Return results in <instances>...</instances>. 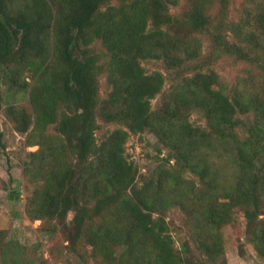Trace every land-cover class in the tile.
I'll return each instance as SVG.
<instances>
[{"label": "trees", "instance_id": "trees-1", "mask_svg": "<svg viewBox=\"0 0 264 264\" xmlns=\"http://www.w3.org/2000/svg\"><path fill=\"white\" fill-rule=\"evenodd\" d=\"M208 2L190 0L176 14L180 0H0V108L3 86L13 99L26 93L29 108L9 102L5 115L40 146L26 160L36 184L29 212L46 223L74 212L69 241L91 245L109 264H202L190 240L176 246L165 217L173 207L211 260L242 211L264 257V0H248L231 22L238 40L216 28ZM201 34L214 39L207 55ZM223 53L249 65L232 87L213 68ZM152 56L182 72L170 90L164 72L143 65ZM187 65L193 74H183ZM193 110L208 128L190 121ZM113 123L126 128L100 138ZM146 131L170 153L140 180L126 144ZM218 146L229 152L232 180L206 157ZM5 233L0 228V252L8 249ZM6 264H20L19 256Z\"/></svg>", "mask_w": 264, "mask_h": 264}, {"label": "rangeland", "instance_id": "rangeland-1", "mask_svg": "<svg viewBox=\"0 0 264 264\" xmlns=\"http://www.w3.org/2000/svg\"><path fill=\"white\" fill-rule=\"evenodd\" d=\"M190 0H180L177 6H172V12L182 14ZM248 0H209L208 12L215 20L216 28H220L230 40L237 36L231 29V22H239L243 8ZM219 28V27H218ZM203 39V53L207 55L215 46L211 35L201 34ZM236 40H238L236 38ZM100 50V45L97 46ZM149 73L162 71L167 77L165 90H170L177 80L181 79V71L176 68H169L162 58L154 56L142 61ZM183 74H193L189 69ZM213 68L220 75L221 80L232 87L233 84L247 74L249 65L240 61L236 55L221 54L213 64ZM181 76V77H180ZM4 92V103L0 108V228L5 230V242H7L6 252H0V264H6L9 258L19 256L20 264H109L103 260L101 255L93 254V247L85 242L73 246L68 239V235L73 231L72 217L74 212H70L63 223L55 220L46 223L42 219H35L29 212V202L34 192L36 184L31 182L26 169V160L30 151L37 150L39 145H31L27 133L18 132L12 119L5 115V105L9 102L17 101L29 108L27 94L19 93L14 99L6 91V86L2 87ZM111 91V86L106 83V74L101 75V95L107 96ZM159 95L153 100L156 107L161 102ZM190 121L195 126L208 128V121L199 110L190 113ZM124 127L120 123L105 125L99 132L100 138L117 128ZM238 132L245 136L244 130L239 127ZM54 133L53 130L49 131ZM126 154L130 161L139 169L140 180L151 176L157 169L170 150L164 146L158 138L146 131L141 134H131L126 144ZM207 159L218 168L223 179H233V166L229 161V152L224 146L207 148ZM172 160V162H174ZM189 176H194L193 174ZM165 217L170 224V231L176 241V246H180L185 240H190L195 258L202 264H264V257L257 251L255 245L250 241L247 233V219L242 211H236L235 220L226 225L223 229V245L221 254L216 260H211L206 254L201 252L197 243L189 239V229L186 224L187 215L179 207L167 210ZM264 217L263 214L260 216Z\"/></svg>", "mask_w": 264, "mask_h": 264}]
</instances>
